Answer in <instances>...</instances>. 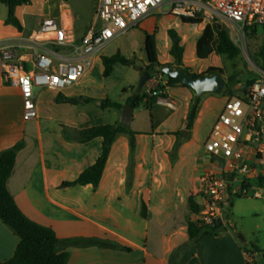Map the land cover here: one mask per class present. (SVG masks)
<instances>
[{
  "label": "crops",
  "instance_id": "crops-1",
  "mask_svg": "<svg viewBox=\"0 0 264 264\" xmlns=\"http://www.w3.org/2000/svg\"><path fill=\"white\" fill-rule=\"evenodd\" d=\"M97 3L95 0L89 8L90 20L75 17L74 32L78 37L92 24ZM23 8L27 6L14 8L21 31L5 24L8 9L0 13V44L34 33L25 29V15H21ZM55 20L65 26L61 15ZM70 26H73L72 18ZM180 88L184 87H167L166 92ZM67 90L70 88L59 93L66 99L60 102L56 101L57 93L53 91L38 92V116L26 120L20 92L5 85L0 71V152L19 141L24 142L7 180V190L26 218L53 230L59 241L58 251L68 254L66 264H247L244 246L231 233L202 237L195 243L189 241L187 223L193 220L194 214L188 209L187 198L193 196L203 207L201 197L193 193V183L190 182L187 189L174 185L164 196L160 191L161 180L156 176L127 174L131 148L122 141L117 143V136L124 133L116 135L96 187L91 184L63 186L94 163L101 147L100 138L84 143L78 140V133L84 128H79L66 142L64 124L56 127L39 124L38 105L47 92L54 95L56 104H66L70 103ZM98 105L100 107V102ZM102 110H108L110 117L103 124L119 123L120 110L111 107ZM156 132L148 136L154 137ZM137 137L139 134H134V149L137 148ZM83 161H87L86 166L82 165ZM176 180V176L171 178L173 182ZM263 182L264 177L260 183ZM163 198H167L164 204ZM18 242V236L0 221V261L13 256Z\"/></svg>",
  "mask_w": 264,
  "mask_h": 264
},
{
  "label": "rangeland",
  "instance_id": "rangeland-1",
  "mask_svg": "<svg viewBox=\"0 0 264 264\" xmlns=\"http://www.w3.org/2000/svg\"><path fill=\"white\" fill-rule=\"evenodd\" d=\"M94 1L29 0L27 8H23V13L21 12V15H25V29L28 33L35 32L41 20L55 19L61 15L68 28L71 27V18L73 19L71 29L76 38L78 35L74 32L75 17L78 15L85 20H90L89 8ZM6 9L7 7L0 3V13ZM168 9V6L162 7L160 12L149 15L124 35L116 37L103 47L88 70L89 73L77 86L65 91L70 94V103L56 104L54 95L47 92L46 98L38 105L40 110L38 122L42 126L49 127L64 124L66 126L64 138L68 142L79 128L96 126L109 121L108 110H102L98 103L108 99L111 103H119L123 106L132 98L141 75L137 68L141 69L145 63V33H154L158 62L161 65L176 64V60L169 54L170 43L167 36V30L174 29L181 38L180 44L184 49L180 60L181 68L195 75L207 73L210 67L218 68L225 80V87L219 95L204 93L196 100L191 88H180L167 93L166 88L169 86H167L166 77L153 73L152 79L157 80V83L147 81L145 93L151 97L148 89L152 91L158 85L162 86L163 90L158 92V97L168 98L174 102L176 108L167 110L153 105L151 110H147L145 102H142L134 109L128 129L131 133L139 134L140 137H137V148L130 152L126 173L156 176L161 180L162 189L160 191H163L164 196L167 195L166 192L172 190L174 185L187 189L193 183L195 187L193 193L199 197L197 191L199 176L209 171V167L203 164V160L207 161L206 158L203 159V144L209 135L215 117L229 96V92L226 91H228L230 75H235L237 81L231 87V92L241 90L245 85V78L249 75H259L260 70L252 61L251 56H254L258 47L264 44V27H258L255 35L243 34L242 38L237 40L230 26L219 17L202 16L200 17L201 23L192 26L182 23L179 18L170 16ZM206 24H217L224 27L230 39L240 49V55L230 60L225 56L212 53L205 60L196 59L195 43ZM154 26H156L155 32L153 31ZM117 52L129 59H134L135 66L115 65L111 74L106 78L103 77L100 57L111 56ZM85 99H92V101L85 102ZM192 111H194V120L191 128L186 130L187 116ZM160 118L165 120L162 121ZM153 131H157L155 136L149 137L148 135ZM182 131H186L184 136L181 135ZM120 141L129 144V135H118L117 143ZM86 164L87 161H83L82 165L86 166ZM175 176L177 180L171 181V178ZM250 183L251 188L259 189L261 197L254 198L252 191H249L246 196L234 197L228 211L224 214L226 225L223 226L226 232L223 233L228 232L233 236L238 233L246 244L244 247L248 248L247 260L254 255L252 264H264V182L261 184L251 180ZM156 195L159 196V191H156ZM166 199L163 198V204ZM241 245L243 246V243Z\"/></svg>",
  "mask_w": 264,
  "mask_h": 264
},
{
  "label": "built area",
  "instance_id": "built-area-1",
  "mask_svg": "<svg viewBox=\"0 0 264 264\" xmlns=\"http://www.w3.org/2000/svg\"><path fill=\"white\" fill-rule=\"evenodd\" d=\"M168 6L175 18L219 17L240 40L245 29L264 27V0H99L92 24L80 39L71 27L44 19L29 36L0 44V71L5 85L21 95L23 117L38 116L36 95L43 90L60 93L85 76L98 52L153 13ZM157 83V80L151 79ZM150 95L155 96L148 89ZM156 104L174 110V102L158 97ZM203 164L197 188L203 211L193 222L226 225L224 214L234 197L252 191L260 198L264 177V72L241 90L232 91L217 114L203 144ZM252 258L247 264H252Z\"/></svg>",
  "mask_w": 264,
  "mask_h": 264
},
{
  "label": "trees",
  "instance_id": "trees-1",
  "mask_svg": "<svg viewBox=\"0 0 264 264\" xmlns=\"http://www.w3.org/2000/svg\"><path fill=\"white\" fill-rule=\"evenodd\" d=\"M98 1L99 0H97V2ZM0 2L5 4L8 9L5 24H10L18 31H21L22 27L17 18L14 16V8L16 6L27 5L29 3V0H0ZM180 20L182 21V23L192 26L199 25L201 23L200 17L180 18ZM257 29L258 27L247 28L245 29V34L247 36L255 35ZM153 31H156V26L153 27ZM167 36L170 43V56L175 60L180 61L184 52L183 46L180 44L181 38L177 35L174 29H168ZM81 37L82 36L76 38L80 39ZM144 53L148 62L152 66H157L159 68V70L156 71L152 70L151 73L149 72L150 69L148 67L145 68L150 76V79L152 78L153 73H159L160 75L166 77L167 86L172 87L175 85H180L181 87L189 88L188 86L183 85L180 81L162 73L161 68L164 65H160L157 62V44L155 41L154 33H145ZM212 53L220 56H225L227 59L233 60L240 55V49L230 39L229 34L224 27L217 24H206L200 36L196 40L195 57L198 60H205ZM251 59L259 68V70L264 72V44L258 47L257 53L254 56H251ZM100 60L103 66L102 76L105 78L111 74L112 69L115 65L133 67L135 66L134 59H129L118 52L111 56H101ZM215 73H219L221 75V70L215 67H210L208 68L207 73L199 75L191 73L190 74L195 78H199L203 76H210ZM258 76L259 75L251 74L247 78H245V85H243L241 89L256 81ZM243 78L244 77H242V79ZM236 82V76L230 75L227 86L228 91H226L227 93H231V87ZM160 90H163V87L158 85L151 92L157 94ZM63 100L66 99L61 94L57 93L56 101L60 102ZM156 100L157 95L149 97L145 93L144 85L137 98L135 99L132 107L136 109L142 102H145V108L147 110H150V108L154 104H156ZM108 107L114 108L119 111L122 106L117 103H111L108 99L100 102L101 109ZM193 120L194 111H192L187 116L185 125L186 130H189L191 128ZM119 133L129 135V145L131 150H133L135 146L134 133H131L128 128H123L118 122H116L115 124H100L80 130L78 133V140L82 143L88 142L95 138L101 139L100 154L96 158L94 163L85 168L74 181L65 182L62 185L84 186L87 184H91L93 187H96L101 179V175L109 156L111 146L115 140L116 135ZM23 147L24 142L19 141L11 148L0 152V221L8 226L19 238V242L16 246L13 256L7 261H0V264H66L68 260V254L58 251L59 241L53 230L48 227L36 224L26 218L25 215L19 210L12 196L7 190V180L12 173L16 155L21 149H23ZM187 206L190 213L194 215H198L203 211V207L197 204L193 196L191 195L187 198ZM186 232L189 241L191 243H195L202 237L218 236L221 233L226 232V229L223 225H202L197 222L188 221ZM243 250L246 253L249 252L247 247H243Z\"/></svg>",
  "mask_w": 264,
  "mask_h": 264
},
{
  "label": "water",
  "instance_id": "water-1",
  "mask_svg": "<svg viewBox=\"0 0 264 264\" xmlns=\"http://www.w3.org/2000/svg\"><path fill=\"white\" fill-rule=\"evenodd\" d=\"M140 72V80L135 89L132 98L123 105L119 111V124L127 129L131 123L134 108L132 107L135 99L140 93L143 86L150 80V76L146 69L137 68ZM163 74L180 81L183 85L191 88L195 93L196 100L199 99L204 93H213V94H221L225 87V80L219 74L215 73L210 76H203L199 78L193 77L188 71L182 68H173L170 65H164L161 68ZM186 131H182L181 135L184 136ZM216 225H221V220L218 219ZM234 237L240 242L243 243V246L246 244L243 242V239L239 236L238 233L234 234Z\"/></svg>",
  "mask_w": 264,
  "mask_h": 264
},
{
  "label": "flooded vegetation",
  "instance_id": "flooded-vegetation-1",
  "mask_svg": "<svg viewBox=\"0 0 264 264\" xmlns=\"http://www.w3.org/2000/svg\"><path fill=\"white\" fill-rule=\"evenodd\" d=\"M157 62H158V60H157ZM175 63H176L175 65H172V64H169V65L172 66L173 68H181V66H180V61H179V60H176ZM158 64H160V63L158 62ZM160 65H161V64H160ZM146 67H148V68L150 69V70H149L150 73H151L152 70H156V68H158L157 66H152V65L148 62L147 58L145 57V63H144V65L142 66L141 70H142V69H145ZM182 69H183V68H182Z\"/></svg>",
  "mask_w": 264,
  "mask_h": 264
}]
</instances>
